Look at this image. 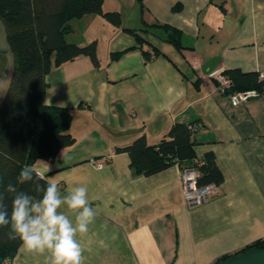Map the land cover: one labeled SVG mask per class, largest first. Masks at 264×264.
<instances>
[{
	"label": "crops",
	"instance_id": "obj_1",
	"mask_svg": "<svg viewBox=\"0 0 264 264\" xmlns=\"http://www.w3.org/2000/svg\"><path fill=\"white\" fill-rule=\"evenodd\" d=\"M103 8L118 11L122 24L88 13L68 34L82 45L96 41L99 65L80 56L46 75L45 101L70 109L75 141L54 161L30 165L62 193L87 187L96 218L78 237L84 264H214L263 238L264 95L234 105L211 75L264 71V0H104ZM156 23L178 28L181 47ZM127 29L160 54L147 59ZM13 68L0 19V101ZM194 121L196 157L213 151L224 180L209 201L190 207L182 164L144 175L116 149L141 135L157 144L176 122ZM10 264H49V255L22 243Z\"/></svg>",
	"mask_w": 264,
	"mask_h": 264
},
{
	"label": "trees",
	"instance_id": "obj_2",
	"mask_svg": "<svg viewBox=\"0 0 264 264\" xmlns=\"http://www.w3.org/2000/svg\"><path fill=\"white\" fill-rule=\"evenodd\" d=\"M104 0H0V19L3 21L8 41L14 55V68L4 98L0 101V177L3 184L12 182L19 190L31 195V183L19 184L17 177L22 167L30 166L38 159L54 161L62 147L74 143L71 132L72 114L70 109L45 101L48 86L46 75L54 67L89 56L99 65L96 41L79 44L68 40L71 21L88 13H98L116 26L122 24L116 10H104ZM164 30V40L181 47V31L168 24H154ZM131 33L134 30L127 29ZM147 30V29H146ZM136 34V33H135ZM137 40L147 59L160 54L157 48L152 52L145 49L146 41L136 34ZM121 52L112 56L118 58ZM233 80V86L226 93L256 90L264 95V79L258 72L240 70L224 71ZM200 123L176 122L157 144L149 145L144 135L130 144L117 147V152H127L131 167L136 172L152 175L175 163L182 166L185 160L199 158L203 164L196 165L200 171V186H219L224 175L220 170L213 151L203 157H196L194 150L195 132L192 127ZM188 164V165H191ZM37 173L35 170H33ZM44 178V177H43ZM49 182L45 178L40 183ZM2 190V188H0ZM11 204V197L6 201ZM8 228L0 229V264L11 263L23 243L13 238ZM264 249V237L257 239L235 254H229L214 264L228 260L250 250Z\"/></svg>",
	"mask_w": 264,
	"mask_h": 264
},
{
	"label": "clouds",
	"instance_id": "obj_3",
	"mask_svg": "<svg viewBox=\"0 0 264 264\" xmlns=\"http://www.w3.org/2000/svg\"><path fill=\"white\" fill-rule=\"evenodd\" d=\"M49 172L52 171L48 165ZM43 176L30 166L21 168L17 182L31 183L34 196L0 177V229L8 228L30 253L49 255V264H84V249L78 237L89 231L96 211L85 186L62 193L53 182L40 183ZM9 196L11 204L6 203ZM66 211H61V209Z\"/></svg>",
	"mask_w": 264,
	"mask_h": 264
},
{
	"label": "built area",
	"instance_id": "obj_4",
	"mask_svg": "<svg viewBox=\"0 0 264 264\" xmlns=\"http://www.w3.org/2000/svg\"><path fill=\"white\" fill-rule=\"evenodd\" d=\"M260 78L264 79V71L259 73ZM217 81V86L223 93H226L227 90L231 89L233 86V80L230 76L225 74L224 71H215L211 75ZM258 93L256 90H246V91H235L230 93L231 99L234 105L246 101L250 96ZM201 126V123L195 124L192 128L194 130L198 129ZM196 165L203 164L202 159L195 161ZM191 164L182 166V181H183V190L184 196L188 206L195 207L209 201L212 196L217 192L218 186L211 184L207 186H200L198 180L200 177V171L198 166ZM5 264H10L9 261H6Z\"/></svg>",
	"mask_w": 264,
	"mask_h": 264
},
{
	"label": "water",
	"instance_id": "obj_5",
	"mask_svg": "<svg viewBox=\"0 0 264 264\" xmlns=\"http://www.w3.org/2000/svg\"><path fill=\"white\" fill-rule=\"evenodd\" d=\"M219 264H264V249L250 250Z\"/></svg>",
	"mask_w": 264,
	"mask_h": 264
}]
</instances>
